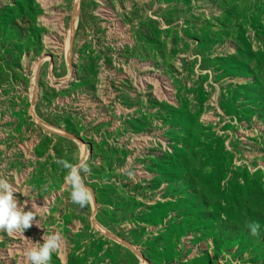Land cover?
<instances>
[{"label": "rangeland", "instance_id": "1", "mask_svg": "<svg viewBox=\"0 0 264 264\" xmlns=\"http://www.w3.org/2000/svg\"><path fill=\"white\" fill-rule=\"evenodd\" d=\"M0 176V264H264V0H0Z\"/></svg>", "mask_w": 264, "mask_h": 264}, {"label": "clouds", "instance_id": "2", "mask_svg": "<svg viewBox=\"0 0 264 264\" xmlns=\"http://www.w3.org/2000/svg\"><path fill=\"white\" fill-rule=\"evenodd\" d=\"M57 163L69 170L65 179L71 187L70 195L73 203L83 207L91 202L93 199L92 193L85 186L81 176V172L89 173L91 171L87 162L82 160L79 164L74 165L66 160H58ZM128 176L131 178L133 173L128 172ZM14 192H16L14 186L3 176H0V229L7 231L9 234L20 233L22 235L26 229L32 226L38 213L32 208L25 211L28 202L19 203L18 205V201L13 196ZM37 226L39 227L38 223ZM249 228L251 233L256 235L260 229V224L254 221L249 225ZM41 238L44 241L43 244L39 242L32 243V247L26 252V259L29 264H49L52 253L59 251L61 248L62 236L59 231L51 232L46 236L43 235Z\"/></svg>", "mask_w": 264, "mask_h": 264}]
</instances>
